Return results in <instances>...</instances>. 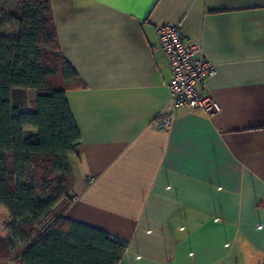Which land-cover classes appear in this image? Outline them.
I'll list each match as a JSON object with an SVG mask.
<instances>
[{
    "label": "crops",
    "instance_id": "0c3cea01",
    "mask_svg": "<svg viewBox=\"0 0 264 264\" xmlns=\"http://www.w3.org/2000/svg\"><path fill=\"white\" fill-rule=\"evenodd\" d=\"M81 134L66 219L127 242L118 264H264V0H50ZM177 24L220 105L176 111L155 28ZM29 102L36 91L27 90ZM0 264H19L0 259Z\"/></svg>",
    "mask_w": 264,
    "mask_h": 264
},
{
    "label": "trees",
    "instance_id": "16d2710c",
    "mask_svg": "<svg viewBox=\"0 0 264 264\" xmlns=\"http://www.w3.org/2000/svg\"><path fill=\"white\" fill-rule=\"evenodd\" d=\"M5 1L14 9H0V207L13 235L0 238V259L118 264L125 240L55 213L72 197L69 157L81 134L65 91L80 84L61 55L50 0ZM28 89L36 98L26 110Z\"/></svg>",
    "mask_w": 264,
    "mask_h": 264
},
{
    "label": "built area",
    "instance_id": "2783aa9c",
    "mask_svg": "<svg viewBox=\"0 0 264 264\" xmlns=\"http://www.w3.org/2000/svg\"><path fill=\"white\" fill-rule=\"evenodd\" d=\"M159 47L170 70L166 84L168 89V111L152 121L151 125L162 131H168L176 111L200 112L211 116L220 111L219 103L210 95H204L199 86H203L208 77L216 73L214 64L205 55L200 43L187 42L180 26L163 22L155 28ZM64 200L55 208L60 212L73 201Z\"/></svg>",
    "mask_w": 264,
    "mask_h": 264
},
{
    "label": "rangeland",
    "instance_id": "374dc122",
    "mask_svg": "<svg viewBox=\"0 0 264 264\" xmlns=\"http://www.w3.org/2000/svg\"><path fill=\"white\" fill-rule=\"evenodd\" d=\"M13 7L14 6L12 2L9 3L6 2L5 0H0V9H2L3 11L9 12L14 9ZM5 32H14V28L11 27L9 24H7V26H5ZM22 109H26V110L30 109L28 94H26V99H24ZM11 223L12 221L7 211H5L0 207V238L1 239L12 238L13 231L11 230ZM16 249H18V247L15 245L12 251H16Z\"/></svg>",
    "mask_w": 264,
    "mask_h": 264
}]
</instances>
